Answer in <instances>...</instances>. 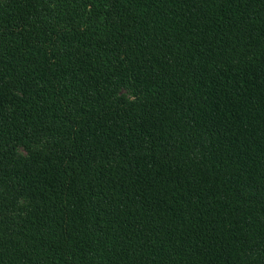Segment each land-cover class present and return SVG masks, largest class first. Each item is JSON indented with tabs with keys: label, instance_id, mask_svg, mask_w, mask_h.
<instances>
[{
	"label": "trees",
	"instance_id": "obj_1",
	"mask_svg": "<svg viewBox=\"0 0 264 264\" xmlns=\"http://www.w3.org/2000/svg\"><path fill=\"white\" fill-rule=\"evenodd\" d=\"M0 264H264V0H0Z\"/></svg>",
	"mask_w": 264,
	"mask_h": 264
}]
</instances>
